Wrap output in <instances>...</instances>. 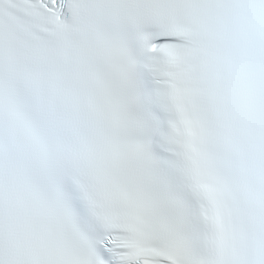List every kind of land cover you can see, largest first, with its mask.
I'll return each instance as SVG.
<instances>
[{"label":"snow or ice","instance_id":"obj_1","mask_svg":"<svg viewBox=\"0 0 264 264\" xmlns=\"http://www.w3.org/2000/svg\"><path fill=\"white\" fill-rule=\"evenodd\" d=\"M0 264H264V0H0Z\"/></svg>","mask_w":264,"mask_h":264}]
</instances>
